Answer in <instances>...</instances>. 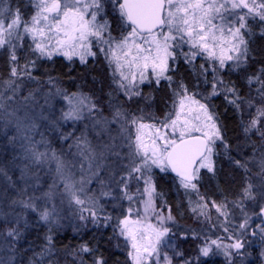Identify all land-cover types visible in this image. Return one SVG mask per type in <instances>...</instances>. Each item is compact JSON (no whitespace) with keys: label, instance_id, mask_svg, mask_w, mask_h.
<instances>
[{"label":"rangeland","instance_id":"1","mask_svg":"<svg viewBox=\"0 0 264 264\" xmlns=\"http://www.w3.org/2000/svg\"><path fill=\"white\" fill-rule=\"evenodd\" d=\"M28 2V10L30 12L28 18L20 15L6 1L0 7L10 9L11 15L5 12L3 16H0V19L5 20L6 23L10 22L18 12L22 21L31 23L32 16L37 12L35 5L38 0H28ZM220 2H224V0H220ZM103 3V11L97 17V20L101 23L107 20L108 29L105 32V37L110 33L114 40L118 41L127 35L130 27L125 26V22L121 20L119 15V19L116 20L118 29H112V24L106 17V11L109 9V11H116L119 14L118 6H114L112 0H103ZM235 11L239 13L241 10ZM243 11L246 12L247 10L244 9ZM223 15L226 19H236L229 17L228 12H224ZM251 21L253 22L254 20L250 18L248 24ZM225 22L219 17L215 20L218 25ZM17 31L22 33L21 38L13 36L10 43L0 47V51L4 49L11 54L13 51L16 52L24 41H27L37 57L47 58L46 56L41 57L39 52L34 50L35 44L32 37L23 33L22 26ZM164 31H167V28ZM189 50L190 48L187 44H182L174 50L175 60L169 59V71L177 59L185 61L184 53H188ZM92 51L96 55L94 57L88 56L86 61L96 57L103 59L109 67L111 76L113 77V73H115V78L119 79L116 63L113 62L110 65L100 51V47L96 46L95 43H93ZM54 57L68 60L62 54H54L52 58ZM72 59L81 62L79 56H73ZM121 63H123V60H121ZM198 63H204L205 67L212 69L209 65L213 61L207 58L206 53L198 55L190 64L196 65ZM215 63L218 64V62ZM232 64L233 62H228L226 65L232 66ZM122 70L126 73L128 71L126 67ZM169 71L166 73L168 76ZM148 72L150 74L151 69ZM201 73L205 74L203 70ZM11 79L15 80L19 85L15 91L7 87L5 82L0 86V104L3 105V108L0 109V264H16L15 259L11 261L8 258L13 251L11 247L7 246V243H9L8 238L11 237L8 235L11 225L13 227L23 226L26 218L30 215H36L39 221L47 225L70 228L72 230L84 228L85 225H97L92 223L90 211L83 212V215L88 217L87 220L80 219L81 209L88 208L92 210L91 201L93 200L96 201L99 209L100 222L98 225L110 227L115 231L116 238L127 253V256L128 252L132 251L130 242L119 234V222L125 216H128L132 221L139 220L141 222L138 225H133V227L151 224L157 228L167 227L169 229V232L162 237L161 243L158 245V255L148 258L144 264H168V261L164 260L165 256L169 258L170 264H185V261L194 264L213 257L222 259L223 264H250L255 261L251 250H249L247 240L250 225L252 221L258 219L259 213L261 214V205H264V197L260 195L262 188H264V171L261 168L262 162H264V150L262 154H258L250 161L252 175L248 183L252 180L250 183L253 185L252 192L255 194V199H246L244 194L241 193L242 198L229 202L230 206L227 208L218 205L206 196L204 197L197 187L196 189H185L180 182H177V188L183 193L185 201L189 205V218L187 222H184L173 213L167 203L158 199L155 179L157 175L164 172H161L160 168L152 166V184L155 187V194L152 198V207H149L146 212L144 201L148 200V196L144 192V181L129 180L127 192L132 197L131 200L124 195L121 186L116 181L127 171L124 168V165L128 163L129 149L127 147V138L130 135L132 140H135L139 123L155 124L160 128L161 132L168 135L169 139L175 138L178 140L179 132L173 135L171 128L164 129L160 124L166 114L159 119L153 117L143 118L138 120L136 125H133L130 123L132 118L124 116L125 119L119 122H112L114 114L111 117H105L96 109L91 113L85 109L81 119L65 120L62 116L70 107L69 100L65 99V96H72L73 94L70 95L59 91L50 92L51 94L42 93L43 91L39 89L23 94L26 91L24 90L26 87L23 86L22 82H19L20 78L12 77ZM163 81L169 82L166 79H162L160 82ZM136 83L139 93L148 83L157 84L151 75H149L148 80L141 83L138 73ZM209 87L210 90H207V92L204 90L194 93L187 92L191 99L199 100L201 104H205L208 112L213 114L208 102L210 97L214 95H212L211 85ZM118 90L121 94H124L119 88ZM176 92H183V89H177ZM218 92H223V90L218 89ZM124 96L129 98L125 94ZM8 97L12 98L8 99ZM178 108L179 97L174 94L171 109L167 114L170 113L174 118ZM198 115L203 121L204 114L198 110V105L191 104L190 100L185 101L182 119H189L195 124L197 123L195 118ZM213 116L217 123L214 114ZM68 124H72L74 128L72 129L71 127L66 148L60 152L53 148L48 140L52 134H56L57 129L59 130L60 127L64 128ZM121 124L127 129L126 132L121 131ZM75 127L79 129L81 127L82 134ZM143 132L146 140L150 132L153 135L155 134L154 129L146 128L143 129ZM195 135H200V133H195ZM62 141L64 140L61 137ZM223 149L224 140L223 143L219 140L216 141L214 153L211 157L213 169L215 157ZM34 152L44 153L45 157L40 162H37L33 155ZM115 152H119L120 156L114 155ZM5 157L7 162L3 164ZM56 158L63 162L61 171L57 170ZM203 171L209 172L207 168H200L197 173L198 179L194 183L200 179ZM66 185L70 187L66 188ZM73 192L79 199L85 201L83 205H78L75 202L71 194ZM102 192H110L111 194L104 196ZM26 204L31 206L26 207ZM218 206L220 208L219 211ZM129 209H131V213ZM44 210L51 213V223L40 219V214ZM246 215L249 218L247 227L240 229L239 225L244 222ZM169 216L172 219H168ZM105 217H110L111 219L105 222ZM161 218H163L162 224ZM225 227L228 228L227 232ZM232 233L240 236L243 244L242 248L228 249V255H225L224 250L218 249L216 245H211L212 251L207 257L200 254L199 249L206 241L210 243L211 240H215L218 237H226ZM241 233L243 235H240ZM259 235L263 238L261 251L258 253L259 264H264V233L259 232ZM189 241H191L190 244L195 246L193 245L194 247L189 248V245H187ZM232 242L227 239L222 241L223 244ZM177 252L181 253V255H177ZM128 259L129 264H132L129 256Z\"/></svg>","mask_w":264,"mask_h":264},{"label":"snow or ice","instance_id":"2","mask_svg":"<svg viewBox=\"0 0 264 264\" xmlns=\"http://www.w3.org/2000/svg\"><path fill=\"white\" fill-rule=\"evenodd\" d=\"M5 2L6 0H0V5ZM112 3L114 6H118L120 18L125 22V26H130L127 35L118 41L114 40L110 33L105 37V32L108 29L107 20L102 23L97 20L103 11V0H38L35 5L37 12L32 16L31 23L22 21L18 12L10 22L6 23L5 20L0 19V47L10 43L13 36L21 38L22 33L17 31L21 26L23 33L31 35L35 44L34 50L39 52L41 57L46 56L48 59H51L54 54H62L68 60H72L73 56H79L81 63H84L88 56L96 55L92 51L93 43H95L100 47V51L110 65L113 62L116 63L119 79H116L115 73H113L114 83L131 98L134 95H140L136 83L137 73L141 83L148 80L149 75L155 79L157 85L162 79L171 82L172 77L166 75L169 71V59L174 61V50L182 44H187L190 50L188 53H184L186 63H191L201 53H206L207 58L213 61L209 65L213 69L212 95L218 94V89L235 94V87L229 86L219 77V69L225 68L228 62H233V69L239 68L246 62L249 48L245 34H251L248 20L250 18L258 19L264 23V0H224V2H220V0H112ZM238 9L241 10L239 13L235 11ZM244 9L247 11L244 12ZM5 12L11 15L10 9L0 7V16H3ZM224 12H228L229 17L236 19H226L223 15ZM217 17L226 22L218 25L215 23ZM165 28L167 31H164ZM261 34H264V30ZM10 60L12 62L17 60L15 51L11 53ZM125 67L128 69L127 73L122 70ZM149 69H151L150 74ZM201 69L207 71L203 64ZM24 72H27V65ZM21 74L24 73L18 67L11 68V77ZM27 74L30 75V73ZM256 80L261 84L258 92L264 97V80L260 77H256ZM252 81L253 78L250 77L249 83L251 84ZM5 84L13 91L19 87L12 79L5 81ZM180 88L183 89V92L175 93L179 97V108L175 112V117L173 118L169 113L160 122L164 129L171 128L173 135L179 132V141L175 138L169 139L168 135L161 132L155 124L144 123H139L134 141L130 135L127 138L128 163L124 165L127 171L116 182L121 186L124 195L131 200L132 197L127 192L129 180H143L144 192L148 196V200L144 201L146 212L149 207H152V198L155 194V187L152 184V166L160 168L161 172H166L168 168H171L180 177L182 187L196 189L197 186L193 181L198 179L199 169L207 168L209 172L213 171L211 157L216 141L219 140L223 143L222 131L215 122L213 114L208 112L205 104H201L199 100L191 99L183 84L180 85ZM11 98L8 97V99ZM65 99L70 103L69 110L62 116L65 120L81 119L85 109L89 113L96 109V105L86 96L73 94L65 96ZM188 100L191 104L198 105V110L204 114L203 121L199 115L195 118L197 121L195 124L189 119H182L185 101ZM229 102L236 104V100ZM249 106H252L251 101H249ZM174 107L176 106L174 105ZM2 108L3 105L0 104V109ZM262 118H264V107L258 108L257 115L248 123L244 131L247 133L256 129L264 139V130L257 127ZM123 119H125L124 113L117 108L112 122H119ZM142 119L143 117H133L130 123L136 125L138 120ZM146 128L155 130L154 135L149 133L147 140L143 132V129ZM121 131H127L123 124H121ZM195 133H200V135H195ZM161 142L163 143L161 144ZM227 147L228 145L224 143V148L227 149ZM33 155L37 162L45 157L44 153L34 152ZM114 155L119 157L120 153L115 152ZM56 159L57 170L61 171L63 162ZM235 163L246 169V165L241 161L236 160ZM261 168L264 171V162H262ZM69 187L66 185V188ZM252 188L253 185L248 183L247 187L243 189L246 199H255ZM71 194L78 205L85 203L74 192ZM110 194V192H102L104 196ZM260 195L264 197V188ZM25 206L31 205L26 204ZM91 208L92 210L82 208L80 219L87 220L88 217L84 216L83 212L90 211L92 223L98 225L100 217L96 201H91ZM260 211L261 214H264V205H261ZM129 212L131 213V209ZM50 216L51 213L44 210L40 214V219L51 223ZM104 219L107 222L111 218L105 217ZM168 219H172V217L169 216ZM248 219L246 215L244 222L239 225L240 229L247 227ZM140 223L139 220H130L128 216L119 222V234L130 242L132 251L128 252V256L131 258L132 264H144L148 258L158 255V245L161 243L162 237L169 232L167 227L157 228L151 224L133 227ZM162 223L163 218H161ZM225 231H228L227 227H225ZM261 232L264 233V228H261ZM8 235L15 236L18 233L15 229H10ZM224 239L233 242L223 244ZM48 240L50 243L51 237H48ZM211 245H216L218 249L224 250L225 255H228V249L243 247L240 236L232 233L226 237L211 240L210 243L206 241L199 249L200 254L207 257L212 251ZM79 252L91 253L92 249L84 244L80 246ZM176 254L181 255L179 252ZM164 260L170 264L167 256L164 257ZM80 264H84L83 259L80 260ZM93 264H105V261L102 257H95ZM185 264H190V262L185 261Z\"/></svg>","mask_w":264,"mask_h":264},{"label":"trees","instance_id":"3","mask_svg":"<svg viewBox=\"0 0 264 264\" xmlns=\"http://www.w3.org/2000/svg\"><path fill=\"white\" fill-rule=\"evenodd\" d=\"M6 1L20 15L28 18L30 14L28 0ZM114 14L115 12L107 9L106 17L110 20L112 29H118L116 20L119 18ZM248 27L251 34H245L249 48L246 62L236 69L226 65L219 70V77L229 86L235 87V94L218 92L211 96L208 102L222 131L224 143L228 147L220 150L216 155L213 171H203L200 179L195 182L204 197L227 208L230 206L229 202L242 198L241 193L247 187L252 175L250 161L264 150V139L256 129L247 133L244 131L248 123L257 115L258 108L264 107V97L258 92L261 84L256 80V77L264 80V34H261L264 23L254 20L248 24ZM15 54L17 60L12 62L8 51L4 49L0 51V86L12 78L11 68L16 66L24 73L17 76L20 78L19 82L26 87L23 94L39 89L43 91L42 93L49 94L59 91L70 95H85L96 105V110L105 117L113 116L119 108L128 118L159 119L171 109L173 96L177 89H181V84L192 93L200 90L207 92L210 90L209 86L212 87L213 84L212 69L205 67L207 71L203 70L205 74L201 73V65L206 66L204 63L193 65L177 59L169 71V76L172 77L170 84L165 81L160 82L159 85L148 83L141 89L140 95L127 98L119 92L109 67L99 57L84 63L61 57L39 58L27 41L22 43ZM250 77L253 78L251 84ZM230 100H236V104L230 103ZM249 101L252 106H249ZM71 127L74 128L72 124L64 128L60 127L56 134L50 136L48 141L53 148L60 152L66 148ZM257 127L264 130V118ZM75 129L78 132L80 130L82 134L81 127ZM61 137L64 140L62 142ZM236 160L244 163L247 170L239 167L235 163ZM5 162H7L6 157L3 164ZM177 182L180 180L168 170L157 175L155 179L157 196L171 207L180 220L187 222L189 205L183 193L177 188ZM10 229H15L18 233L9 237L7 243V246L13 250L8 258L11 261L15 259L16 264H78L81 259L84 264H93L95 257H102L105 264H129L127 253L120 246L115 231L107 226L85 225L84 228L72 230L47 225L39 221L36 215H30L23 226L11 225ZM48 237H51L50 243ZM188 243L189 248L195 246L190 244L191 241ZM84 244L92 249L91 253L79 252L80 246ZM194 264H223V260L213 257Z\"/></svg>","mask_w":264,"mask_h":264},{"label":"flooded vegetation","instance_id":"4","mask_svg":"<svg viewBox=\"0 0 264 264\" xmlns=\"http://www.w3.org/2000/svg\"><path fill=\"white\" fill-rule=\"evenodd\" d=\"M115 14L117 16H119V14L114 11ZM130 27V26H129ZM258 219L252 221L250 228H249V234H248V240L247 243L249 244V250H251L252 252V256L254 257V262L250 263V264H259V257H258V253L261 251V245L263 243V238L261 235H259V232H261V228H264V214H260L258 215Z\"/></svg>","mask_w":264,"mask_h":264},{"label":"water","instance_id":"5","mask_svg":"<svg viewBox=\"0 0 264 264\" xmlns=\"http://www.w3.org/2000/svg\"><path fill=\"white\" fill-rule=\"evenodd\" d=\"M177 141H179V139L177 140ZM196 167H197V165H196ZM168 171L175 177V178H177V179H179L180 180V177L175 173V172H173L172 170H171V168H168ZM194 182V181H193ZM263 222H264V219H263Z\"/></svg>","mask_w":264,"mask_h":264}]
</instances>
